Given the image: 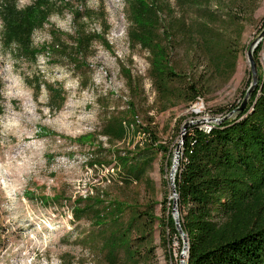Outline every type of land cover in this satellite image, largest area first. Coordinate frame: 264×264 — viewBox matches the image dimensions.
<instances>
[{
	"label": "rangeland",
	"instance_id": "1",
	"mask_svg": "<svg viewBox=\"0 0 264 264\" xmlns=\"http://www.w3.org/2000/svg\"><path fill=\"white\" fill-rule=\"evenodd\" d=\"M10 1L23 10L37 0ZM124 1L122 11L107 0L57 1V10L32 33L29 54L16 45L3 46L0 20V264H136L105 244L106 228L90 218L75 219L74 207L87 199L126 202L153 217L145 239L134 234L151 252L141 260L137 256L139 264H187L176 237L171 255L163 244L176 198L170 180L175 150L181 144L182 151L186 124L236 117L229 111L257 88L264 71V0L209 5L219 18L220 35L208 45L211 64L194 60L193 70L184 69L207 80L194 103L180 86L164 98L155 91L150 51L132 45L130 3ZM162 1L174 15L183 14L189 23L195 19V12H182L178 0ZM167 13L161 11L159 18ZM82 30L96 38L78 55L74 46ZM122 34L128 36L129 50L126 39L118 37ZM129 103L136 106L140 129L124 125L126 138L110 143L101 133L104 115L123 112ZM145 130L169 149L171 168L170 152L159 151ZM115 151L143 164L139 182H121Z\"/></svg>",
	"mask_w": 264,
	"mask_h": 264
},
{
	"label": "trees",
	"instance_id": "2",
	"mask_svg": "<svg viewBox=\"0 0 264 264\" xmlns=\"http://www.w3.org/2000/svg\"><path fill=\"white\" fill-rule=\"evenodd\" d=\"M57 1L37 0L19 10L14 1L0 0L3 46L16 45L18 50L31 53V35L57 10ZM128 1L132 45L150 51L149 77L155 91L164 98L171 96V92L176 93V86H180L179 92L184 91L186 100L196 102L203 96L207 80L188 75L184 69L193 70L194 60L200 65L212 63V49L208 45L213 39L219 40L220 32L216 30L219 18L210 12L209 5L213 2L223 5L222 1L178 0V5L184 9L182 12L196 13L190 23L183 14L176 16L169 12L170 6L162 0ZM161 11L168 12L164 20L159 18ZM80 13L82 11L77 10V14ZM95 38L96 35L86 34L85 30L78 32L74 52L81 54ZM181 57L185 62L179 60ZM128 83L131 91L136 89L131 79ZM243 102L229 111L237 112L236 117L224 116L220 123L190 124L184 132L174 184L180 226L189 243L187 264H264V71L246 109L238 111ZM136 116L133 103L123 112L112 110L104 115L101 133L110 143L122 141L127 136L124 125L129 127L133 123L131 130L139 131ZM145 131L153 137V145L159 151L170 152L157 143L153 132ZM112 154L118 174L122 175L121 182L131 185L141 180L143 164L138 158L131 162L130 158H120L118 151ZM171 157L170 152L169 168L172 167ZM91 202L89 199L78 202L73 210L76 220L90 218L99 228H106L105 244L112 251H124L133 263L139 264V260L151 254L143 241L137 243L134 234L140 235V241L145 239L152 216L147 214L146 217L139 206L126 202ZM165 223L167 232L163 244L168 253L171 255L173 237L183 251L184 240L173 216ZM1 233L0 226V248ZM170 258L173 260L172 256Z\"/></svg>",
	"mask_w": 264,
	"mask_h": 264
},
{
	"label": "water",
	"instance_id": "3",
	"mask_svg": "<svg viewBox=\"0 0 264 264\" xmlns=\"http://www.w3.org/2000/svg\"><path fill=\"white\" fill-rule=\"evenodd\" d=\"M253 64V79H254V85H256V81L258 80V75H257V69H256V66L255 64L252 62ZM248 100H249V94L245 97L244 99V102L242 104V106L238 109V111H244L247 107V104H248ZM190 125L189 124H186L183 128V134H182V139L184 140V132L186 131L187 127ZM180 151H181V144H179L177 147H176V150H175V161L174 163H180ZM175 175L176 174H172L171 172V178H174L175 179ZM173 186V189H174V192H175V199H174V210H173V218L175 220V223H176V226H177V229L179 231V233H181L183 235V240H184V250L186 251V254L188 256V250H189V243H188V240H187V237L185 236L181 226H180V221H179V211H178V208H177V194H176V189H175V184L172 185Z\"/></svg>",
	"mask_w": 264,
	"mask_h": 264
},
{
	"label": "built area",
	"instance_id": "4",
	"mask_svg": "<svg viewBox=\"0 0 264 264\" xmlns=\"http://www.w3.org/2000/svg\"><path fill=\"white\" fill-rule=\"evenodd\" d=\"M107 4L109 5V6H111L112 7V9L113 10H118V9H120V11H122L123 9H124V7H125V1L124 0H107ZM126 28V27H125ZM124 34H122L121 36H118L119 38H123V39H126V41H127V43H128V36L127 35H125V38H124V36H123ZM129 46H130V44L128 43L127 45H126V50H127V47H128V50H129ZM120 58H121V56H119V58H116V60L118 59V61L120 60ZM103 69V68H102ZM194 113H196L197 114V112H194ZM220 120L221 119H214V120H211L212 122L214 121V123H218V122H220ZM203 122H208L207 120H204V121H198V122H192L191 124H194V123H203ZM135 123L136 124H140V121H139V117L138 116H136L135 117ZM129 128L130 129H133V124H131V126H129ZM170 180H171V183H172V185H174V182H175V179L174 178H170Z\"/></svg>",
	"mask_w": 264,
	"mask_h": 264
},
{
	"label": "bare ground",
	"instance_id": "5",
	"mask_svg": "<svg viewBox=\"0 0 264 264\" xmlns=\"http://www.w3.org/2000/svg\"><path fill=\"white\" fill-rule=\"evenodd\" d=\"M179 167V163H174L172 167V174H176Z\"/></svg>",
	"mask_w": 264,
	"mask_h": 264
}]
</instances>
